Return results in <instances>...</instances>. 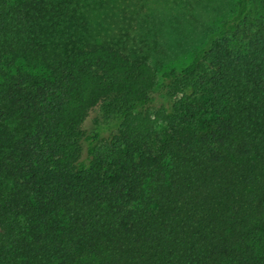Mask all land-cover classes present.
<instances>
[{
	"label": "trees",
	"instance_id": "obj_1",
	"mask_svg": "<svg viewBox=\"0 0 264 264\" xmlns=\"http://www.w3.org/2000/svg\"><path fill=\"white\" fill-rule=\"evenodd\" d=\"M141 2L0 0V264H264V0L167 69Z\"/></svg>",
	"mask_w": 264,
	"mask_h": 264
},
{
	"label": "rangeland",
	"instance_id": "obj_2",
	"mask_svg": "<svg viewBox=\"0 0 264 264\" xmlns=\"http://www.w3.org/2000/svg\"><path fill=\"white\" fill-rule=\"evenodd\" d=\"M139 4L141 10L136 20L109 18L103 35L129 36L127 43L148 55L153 66L167 69L188 63L211 31L233 15L237 0H144ZM99 116L100 107H93L83 127L92 128L93 119Z\"/></svg>",
	"mask_w": 264,
	"mask_h": 264
}]
</instances>
